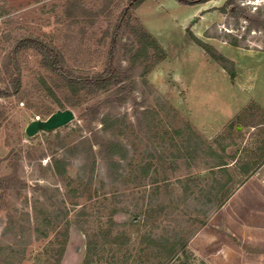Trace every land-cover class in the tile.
I'll list each match as a JSON object with an SVG mask.
<instances>
[{"label":"rangeland","instance_id":"1","mask_svg":"<svg viewBox=\"0 0 264 264\" xmlns=\"http://www.w3.org/2000/svg\"><path fill=\"white\" fill-rule=\"evenodd\" d=\"M70 1L0 0V64L18 37L35 34L62 47L71 63L102 69L106 23L89 17L94 25L81 31L66 12ZM225 1L145 0L135 10L167 57L146 78L136 71L125 104L101 105L100 117L111 113L107 133L100 120L88 127L72 108L75 120L30 140L28 123L49 115L14 96L0 98V264H85L87 231L99 242L92 264H264V31L221 12ZM239 2L264 8V0ZM191 33L228 57L236 75ZM22 60L27 84L37 56ZM91 130L130 150L113 175L99 148L94 157L81 142ZM53 152L70 160L72 189L54 172ZM222 158L227 171L214 167ZM147 162L144 178L140 165ZM110 229L125 232L119 243L109 242ZM146 233H183L187 246L161 260L152 249L140 252Z\"/></svg>","mask_w":264,"mask_h":264},{"label":"trees","instance_id":"2","mask_svg":"<svg viewBox=\"0 0 264 264\" xmlns=\"http://www.w3.org/2000/svg\"><path fill=\"white\" fill-rule=\"evenodd\" d=\"M144 1L71 0L68 5L70 8H66V12L70 17H73V23L81 27V31L85 29L88 22L94 25L93 20L92 22L88 21L89 17L97 21L103 18L106 23L103 39L108 41V49L103 68H91L86 65V61L71 63L66 52L58 44L48 41L40 35H23L15 40L0 64V98L14 96L21 101L25 100L27 107L41 117L51 115L58 108H80L81 117L85 119L88 127H91L94 121L100 120L103 124L102 131L107 133L111 128L108 124V121L111 120V113L107 112L100 117L101 105L116 107L125 104L132 97L136 87V71L140 68L141 77L146 78L153 65L167 57L166 50L156 36L135 13V10ZM177 1L181 4L193 5L211 0ZM77 7L81 10L75 9ZM219 10L237 19L243 17L249 23V30L264 31V8L258 7L255 11H251L247 6L240 4L239 0H226ZM191 36L213 58L223 64L232 77L236 75L233 67L229 66L233 62L228 57L195 34L191 33ZM28 52H33L37 56V65L34 68V79L32 78L25 84L22 58ZM123 61H127V65H124ZM117 120L121 119L117 118ZM189 129H191L190 126ZM91 131L93 136L85 137L81 142L88 144V150L94 157V147L99 148L100 155L108 163L109 174L113 175L114 168L120 164L118 159L128 157L130 150L117 138H107L104 135H99V131ZM38 137L39 134L29 139L35 140ZM191 138L192 136L188 138V141H191ZM189 149L188 147V153H190ZM212 153L214 154V152ZM16 155L13 166L15 172L20 154L16 153ZM51 159L54 172L62 177L68 188L72 189L73 178H69L67 174L70 164L68 157L53 152ZM228 166L229 162L223 158L214 165L221 169L220 171H227ZM150 168L151 162L140 165L144 178L150 176ZM14 175L15 173L6 177L9 183L12 182ZM3 184L4 182L1 180L0 188L3 187ZM148 211L146 210V212ZM147 214L150 215V213ZM107 222L111 225L110 227L116 224L112 217ZM107 235L113 237V240L109 242L117 244L125 236V232L114 233L110 229ZM87 236L85 264H92L93 261H97L95 255H98L99 242L98 238L92 237L89 231H87ZM177 236L171 238L166 235L155 236L153 233L143 234L139 243L141 245L140 252L152 249L154 250L153 254L158 255L161 260L174 259L179 249H184L187 246L185 235L182 233Z\"/></svg>","mask_w":264,"mask_h":264},{"label":"water","instance_id":"3","mask_svg":"<svg viewBox=\"0 0 264 264\" xmlns=\"http://www.w3.org/2000/svg\"><path fill=\"white\" fill-rule=\"evenodd\" d=\"M76 118V113L72 108L58 109L53 112L47 118H36L31 120L26 126V133L32 137L41 132L56 131L61 127H64L71 123Z\"/></svg>","mask_w":264,"mask_h":264},{"label":"crops","instance_id":"4","mask_svg":"<svg viewBox=\"0 0 264 264\" xmlns=\"http://www.w3.org/2000/svg\"><path fill=\"white\" fill-rule=\"evenodd\" d=\"M254 31H256V32H257V31L262 32L263 30H254ZM263 34H264V32H263Z\"/></svg>","mask_w":264,"mask_h":264}]
</instances>
